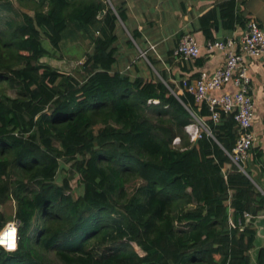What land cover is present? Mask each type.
Returning a JSON list of instances; mask_svg holds the SVG:
<instances>
[{
	"label": "trees",
	"instance_id": "obj_1",
	"mask_svg": "<svg viewBox=\"0 0 264 264\" xmlns=\"http://www.w3.org/2000/svg\"><path fill=\"white\" fill-rule=\"evenodd\" d=\"M124 20V5L112 0H41L33 16L0 0V232L10 200L17 229L16 249L0 247V264H46L42 252L51 250L63 264H264V244L250 256L253 224L264 216V150H250L260 180L228 156L232 116L214 123L205 104L161 74L115 71ZM209 20L247 22L233 1L201 22ZM90 26L81 80L40 61L51 55L44 39L57 52L70 28ZM194 119L210 135L200 130L191 142L184 129Z\"/></svg>",
	"mask_w": 264,
	"mask_h": 264
},
{
	"label": "crops",
	"instance_id": "obj_2",
	"mask_svg": "<svg viewBox=\"0 0 264 264\" xmlns=\"http://www.w3.org/2000/svg\"><path fill=\"white\" fill-rule=\"evenodd\" d=\"M112 1L115 5H124L125 8V20L124 22L119 21L116 29V62L113 69L129 75L131 78L163 80L162 75L176 88L178 93H180L178 86L182 78L194 79L202 73L210 75L223 63V53L220 51L210 52L205 46L207 41L239 39L245 28L244 21L251 18L264 29V0ZM229 1L234 2L235 14L243 18V25L234 23L233 27L229 28L226 21L201 22L207 12ZM93 30L95 32V29ZM132 34L138 35L137 42L133 40ZM186 34L195 37L200 47V53L193 62L183 63L174 57V50L179 40ZM140 51L146 52V56L152 60L153 65L146 57H140ZM245 62L251 77L255 105L252 126L255 134L253 148L259 147L264 150V124L262 122L264 115V58L248 59ZM227 89H231V87H227ZM251 151L244 164L249 167L253 176L261 180L258 166L252 163ZM261 186H264L263 180H261ZM256 187L262 190L257 184ZM263 244L264 238L257 239L256 247L253 248L255 256L256 251ZM252 250L250 256L253 255Z\"/></svg>",
	"mask_w": 264,
	"mask_h": 264
},
{
	"label": "built area",
	"instance_id": "obj_3",
	"mask_svg": "<svg viewBox=\"0 0 264 264\" xmlns=\"http://www.w3.org/2000/svg\"><path fill=\"white\" fill-rule=\"evenodd\" d=\"M205 46L210 52H222L224 55L223 63L210 75L202 73L194 79L182 78L178 86L179 92H187L191 95L198 107L205 104L210 112L209 119L214 123H218L222 115L233 117L238 131L234 148L228 156L231 162L243 171L242 165L247 160L255 142V134L252 129L255 105L252 96L251 77L245 61L264 58V29L254 19H247L239 39L211 40L207 41ZM199 53L200 47L195 37L186 34L176 45L174 57L180 62L188 63L197 59ZM140 57L145 58L146 52L140 51ZM227 87H231V89H227ZM196 120L199 123L202 122ZM186 128L185 130L188 133ZM204 131L210 135L206 127H204ZM188 135L190 137L191 134L188 133ZM193 135V140L190 137L191 142L201 137L200 130L197 128ZM173 144H179V139L174 141ZM242 216L247 220L252 219V216L248 213H243ZM9 225L16 227V223L12 219L7 222L1 232L5 231ZM228 226L231 229L236 226L242 227V222L239 219L237 223H234L229 219ZM2 248L9 251L6 247Z\"/></svg>",
	"mask_w": 264,
	"mask_h": 264
},
{
	"label": "rangeland",
	"instance_id": "obj_4",
	"mask_svg": "<svg viewBox=\"0 0 264 264\" xmlns=\"http://www.w3.org/2000/svg\"><path fill=\"white\" fill-rule=\"evenodd\" d=\"M40 1L41 0H22V2H19L18 0H11L13 7L18 13H25L29 16H33L35 10L37 9V6L40 4ZM93 29L94 27L90 26L88 27L86 32L85 30H76L74 28H70L64 34V38L60 43V49L57 52L52 50L48 42L44 39L42 41V44L51 52V55L49 57H44L40 59V61L42 63L50 65L52 68L58 70L59 72L71 74L78 80H81L82 77L85 75V73H83L81 69L82 64L84 62V56L88 51H91L90 35H93ZM9 95L14 96V92H9ZM150 118L153 120L152 117ZM190 125H188V127L186 126L187 128H185L187 129L188 133L191 134L190 137L191 140H193V134L196 129L198 128V130H204L205 125L203 122L199 123L196 119H194V121ZM184 131L185 134L188 135L185 129ZM190 137L188 135L189 141ZM177 139L179 138H175L173 142L177 141ZM179 144H177L176 146H178ZM61 175L63 176V174H61L60 172L57 176V184H60L61 182ZM76 179H78V177L75 175V179L72 182L73 184L75 183ZM125 186L127 194L130 195L133 191V188L136 186V182H129ZM79 192H81V189L76 188L74 194L77 195ZM1 212L7 217V221L10 222L14 216L15 203L12 200L8 201L1 208ZM254 249L252 250L253 255H251L252 260H255ZM42 254L44 256L46 264H63V262L58 258L54 250L42 252Z\"/></svg>",
	"mask_w": 264,
	"mask_h": 264
},
{
	"label": "clouds",
	"instance_id": "obj_5",
	"mask_svg": "<svg viewBox=\"0 0 264 264\" xmlns=\"http://www.w3.org/2000/svg\"><path fill=\"white\" fill-rule=\"evenodd\" d=\"M17 229L13 225H9L5 231L0 232V247H6L12 251L16 247Z\"/></svg>",
	"mask_w": 264,
	"mask_h": 264
},
{
	"label": "water",
	"instance_id": "obj_6",
	"mask_svg": "<svg viewBox=\"0 0 264 264\" xmlns=\"http://www.w3.org/2000/svg\"><path fill=\"white\" fill-rule=\"evenodd\" d=\"M102 15H104V11H102V12H100L99 13V15H98V19L102 16ZM261 191V190H260ZM261 193H263V191H261ZM264 194V193H263ZM248 220H250V219H248ZM247 220V221H248ZM253 226H254V228H255V230H256V241H257V239H259V238H264V216H261V217H259V218H257L256 220H255V222H254V224H253ZM256 241H255V243H256ZM258 251V250H257ZM256 251V252H257ZM256 257V256H255Z\"/></svg>",
	"mask_w": 264,
	"mask_h": 264
}]
</instances>
